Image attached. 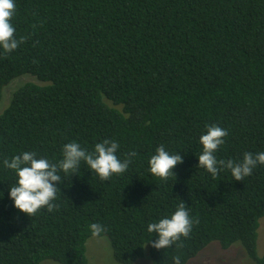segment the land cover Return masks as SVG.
Returning <instances> with one entry per match:
<instances>
[{
    "label": "trees",
    "instance_id": "obj_1",
    "mask_svg": "<svg viewBox=\"0 0 264 264\" xmlns=\"http://www.w3.org/2000/svg\"><path fill=\"white\" fill-rule=\"evenodd\" d=\"M14 35L0 50L5 86L27 82L0 113V264H89L93 222L105 226L115 258L135 264H187L214 241L240 242L254 264L264 217V165L243 180L197 168L205 126L227 129L218 159L264 151V0H15ZM116 140L125 173L106 181L85 165L64 176L56 203L26 214L8 192L2 161L35 151L53 162L73 140L92 149ZM183 162L166 180L148 172L159 145ZM194 223L187 237L155 249L147 224L182 202ZM155 237H153L154 239ZM179 245V247H177Z\"/></svg>",
    "mask_w": 264,
    "mask_h": 264
},
{
    "label": "clouds",
    "instance_id": "obj_2",
    "mask_svg": "<svg viewBox=\"0 0 264 264\" xmlns=\"http://www.w3.org/2000/svg\"><path fill=\"white\" fill-rule=\"evenodd\" d=\"M15 10V0H0V50L3 53L12 52L23 42L22 37L18 39L14 35L16 29L12 18ZM205 128L206 131L198 140L201 151L196 154L197 168H203L212 177L228 170L234 180H243L258 165H264V151L245 152L239 159H218L216 153L224 144L227 129L216 124H208ZM119 148V143L114 139L105 138L95 143L91 150L73 140L63 144L61 157L55 162L46 156H39L35 151H22L10 159L4 158L3 168L12 170L15 175V182L10 184L9 198L16 209L26 214H35L42 208L51 212L59 207L56 200L61 173L64 176L80 173L82 164L102 181L125 173L137 153L132 151L126 158L121 159L118 155ZM182 162L183 156L180 153L170 152L161 144L148 159V172L154 177L166 180L170 173H174L176 165ZM193 223L194 220L182 200L170 215H164L147 224L146 231L151 234L148 242L157 250L167 249L181 237H187ZM89 230L92 236L106 231L104 225L96 222L89 225ZM173 260L174 264H181L179 255L173 257Z\"/></svg>",
    "mask_w": 264,
    "mask_h": 264
},
{
    "label": "rangeland",
    "instance_id": "obj_3",
    "mask_svg": "<svg viewBox=\"0 0 264 264\" xmlns=\"http://www.w3.org/2000/svg\"><path fill=\"white\" fill-rule=\"evenodd\" d=\"M30 81L39 82L35 76L23 74L5 86L3 99L0 101V113H3L8 107L13 93L20 86ZM258 253L259 255L264 254V217L261 219L259 228ZM87 257L89 264H122L115 258L113 247L106 236H92L89 238L87 242ZM41 264L61 263L46 259ZM135 264H154L150 258L148 248L145 256ZM187 264H254V261L249 257L240 242L225 249L218 241H214Z\"/></svg>",
    "mask_w": 264,
    "mask_h": 264
}]
</instances>
